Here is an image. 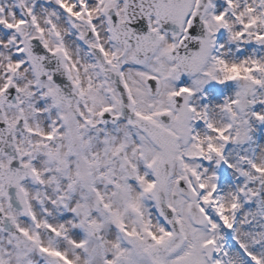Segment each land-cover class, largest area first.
<instances>
[{"label": "snow or ice", "instance_id": "6c2138e0", "mask_svg": "<svg viewBox=\"0 0 264 264\" xmlns=\"http://www.w3.org/2000/svg\"><path fill=\"white\" fill-rule=\"evenodd\" d=\"M0 264H264V0H0Z\"/></svg>", "mask_w": 264, "mask_h": 264}]
</instances>
